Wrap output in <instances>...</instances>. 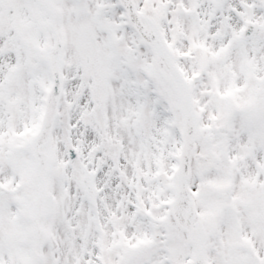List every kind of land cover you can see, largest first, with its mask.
<instances>
[{
  "label": "snow or ice",
  "instance_id": "6c2138e0",
  "mask_svg": "<svg viewBox=\"0 0 264 264\" xmlns=\"http://www.w3.org/2000/svg\"><path fill=\"white\" fill-rule=\"evenodd\" d=\"M0 264H264V0H0Z\"/></svg>",
  "mask_w": 264,
  "mask_h": 264
}]
</instances>
